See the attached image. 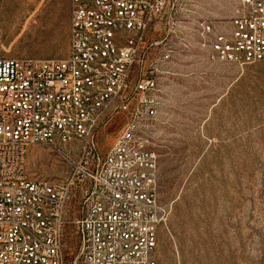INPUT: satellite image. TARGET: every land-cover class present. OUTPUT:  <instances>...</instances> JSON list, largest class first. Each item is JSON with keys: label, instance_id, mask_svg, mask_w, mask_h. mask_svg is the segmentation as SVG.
Returning <instances> with one entry per match:
<instances>
[{"label": "built area", "instance_id": "built-area-1", "mask_svg": "<svg viewBox=\"0 0 264 264\" xmlns=\"http://www.w3.org/2000/svg\"><path fill=\"white\" fill-rule=\"evenodd\" d=\"M220 1L231 10L217 21L198 15V0L194 10L185 0H71L66 58L0 55V264H67L77 187L79 264H158L167 220L158 200L162 83L190 52L224 64L264 62V0ZM159 26L165 37L150 45L157 56L138 72ZM117 116L127 123L101 158L96 136ZM35 146L62 159L70 177L34 179L27 157Z\"/></svg>", "mask_w": 264, "mask_h": 264}, {"label": "rangeland", "instance_id": "rangeland-1", "mask_svg": "<svg viewBox=\"0 0 264 264\" xmlns=\"http://www.w3.org/2000/svg\"><path fill=\"white\" fill-rule=\"evenodd\" d=\"M71 0H0V50L5 58L64 59ZM201 18L223 20L231 6L198 0ZM194 10L193 0H185ZM166 30H151L135 70L147 71ZM160 48V47H159ZM162 83L158 200L167 209L159 228L158 264H264V62L208 61L190 52ZM127 119L105 122L96 136L105 158ZM34 179L61 182L71 169L42 146L30 149ZM83 194L73 189L65 228L67 264H79L74 221Z\"/></svg>", "mask_w": 264, "mask_h": 264}]
</instances>
